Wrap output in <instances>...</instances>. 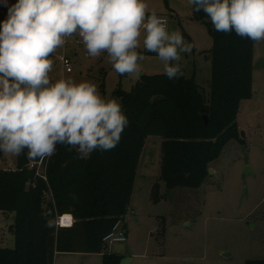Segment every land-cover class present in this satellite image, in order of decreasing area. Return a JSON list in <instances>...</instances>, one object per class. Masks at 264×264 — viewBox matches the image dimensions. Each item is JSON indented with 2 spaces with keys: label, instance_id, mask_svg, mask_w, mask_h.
<instances>
[{
  "label": "trees",
  "instance_id": "trees-1",
  "mask_svg": "<svg viewBox=\"0 0 264 264\" xmlns=\"http://www.w3.org/2000/svg\"><path fill=\"white\" fill-rule=\"evenodd\" d=\"M193 17L213 38L208 90L195 72L174 80L143 73L131 90L115 89L128 123L114 149L79 159L75 150L57 145L54 155L43 157L47 178L28 167L41 157L30 158L27 149L17 156V169H0V210L13 214L14 236L12 247L0 246V264H54L58 251L103 253L102 264H120L123 255L105 251L103 238L124 221L148 136L162 138L159 180L167 190L201 186L211 162L239 138V108L253 90L255 41L216 31L203 11L193 10ZM159 180L154 200L160 199ZM63 212L74 215L73 226L56 224ZM247 264H264V258Z\"/></svg>",
  "mask_w": 264,
  "mask_h": 264
},
{
  "label": "rangeland",
  "instance_id": "rangeland-1",
  "mask_svg": "<svg viewBox=\"0 0 264 264\" xmlns=\"http://www.w3.org/2000/svg\"><path fill=\"white\" fill-rule=\"evenodd\" d=\"M15 2L8 0L9 4ZM145 3L149 14L166 15L168 30H179L193 44L190 53L182 54V70L187 76L195 72L198 83L208 90L213 38L206 23L193 17L189 0ZM6 16L7 8L0 0V23ZM66 40L55 54L69 56L72 69L65 71L59 58L52 56L50 79L90 81L104 98L120 102L115 89L131 90L137 77L115 72L106 53L89 57L78 35ZM144 56L139 62L142 74L163 73L155 53ZM253 61L252 95L242 100L237 116L240 136L230 139L211 162L212 171L209 168L201 186L167 190L159 180L162 138L148 136L123 221L128 239L108 244L105 251L122 254L128 264H247L264 258V41H255ZM16 159L17 155L3 152L0 166ZM158 180L160 199L154 200L153 186ZM11 220L10 214L0 212L2 247L14 245L8 228ZM102 256L98 252L58 251L54 264H102Z\"/></svg>",
  "mask_w": 264,
  "mask_h": 264
},
{
  "label": "clouds",
  "instance_id": "clouds-1",
  "mask_svg": "<svg viewBox=\"0 0 264 264\" xmlns=\"http://www.w3.org/2000/svg\"><path fill=\"white\" fill-rule=\"evenodd\" d=\"M0 23V151L51 157L57 145L87 159L114 149L127 126L116 98H104L95 83L58 79L52 56L78 35L89 57L106 53L115 72L142 74L138 51L155 53L170 79L184 75L182 54L193 44L166 17L149 14L145 0H16ZM218 32L264 41V0H189ZM143 37V38H142Z\"/></svg>",
  "mask_w": 264,
  "mask_h": 264
},
{
  "label": "built area",
  "instance_id": "built-area-1",
  "mask_svg": "<svg viewBox=\"0 0 264 264\" xmlns=\"http://www.w3.org/2000/svg\"><path fill=\"white\" fill-rule=\"evenodd\" d=\"M158 16H162V17H166V15L164 14H157ZM168 20V18H167ZM67 43V40H66ZM65 43V45H66ZM64 45V46H65ZM53 56H57L59 58V60L62 62L63 65V69L65 71H71L72 69V61L70 59L69 56H67L66 54H54ZM45 162L43 160V157H41L39 160H31L28 164V167L30 168H35L37 174L42 175L44 178H47L46 176V166H45ZM17 163L15 162H10L5 166H0V169H6V170H14L17 169ZM75 223V217L72 213L70 212H63L58 214L57 216V220H56V224L60 227H71L73 226ZM128 239L127 237V233H126V228H125V224L123 222V220H118L113 228L111 229V231L109 233H107L103 240H104V246L107 247L108 244L112 243V242H123L126 241Z\"/></svg>",
  "mask_w": 264,
  "mask_h": 264
},
{
  "label": "water",
  "instance_id": "water-1",
  "mask_svg": "<svg viewBox=\"0 0 264 264\" xmlns=\"http://www.w3.org/2000/svg\"><path fill=\"white\" fill-rule=\"evenodd\" d=\"M209 62H210V60H209ZM204 122H205V125H207L208 122H209V116L206 115V114L204 115ZM210 170L212 171V168H210ZM127 261H128V258L127 257H123L121 259V261H120V264H127Z\"/></svg>",
  "mask_w": 264,
  "mask_h": 264
},
{
  "label": "crops",
  "instance_id": "crops-1",
  "mask_svg": "<svg viewBox=\"0 0 264 264\" xmlns=\"http://www.w3.org/2000/svg\"><path fill=\"white\" fill-rule=\"evenodd\" d=\"M137 79H138V78H137ZM137 79H136V80H137ZM0 212H1V213H4V214H6V215H9V214H10V215H11V219H13V214H12V213H5V212H3V211H1V210H0ZM11 222H12V220L8 223V228H9V224H10ZM1 227H3V226H1ZM9 232L11 233L10 229H9ZM11 235H13V234L11 233ZM13 237H14V236H13ZM123 257H124V256H123ZM127 264H128V263H127Z\"/></svg>",
  "mask_w": 264,
  "mask_h": 264
}]
</instances>
